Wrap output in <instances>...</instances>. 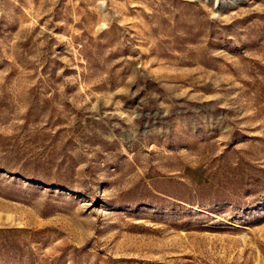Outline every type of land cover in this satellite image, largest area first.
<instances>
[{
	"label": "rangeland",
	"instance_id": "1",
	"mask_svg": "<svg viewBox=\"0 0 264 264\" xmlns=\"http://www.w3.org/2000/svg\"><path fill=\"white\" fill-rule=\"evenodd\" d=\"M0 264H264V0H0Z\"/></svg>",
	"mask_w": 264,
	"mask_h": 264
}]
</instances>
